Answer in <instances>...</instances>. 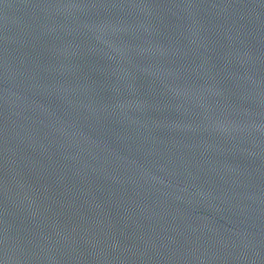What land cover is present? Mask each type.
Masks as SVG:
<instances>
[{
	"label": "water",
	"instance_id": "obj_1",
	"mask_svg": "<svg viewBox=\"0 0 264 264\" xmlns=\"http://www.w3.org/2000/svg\"><path fill=\"white\" fill-rule=\"evenodd\" d=\"M0 264H264V0H0Z\"/></svg>",
	"mask_w": 264,
	"mask_h": 264
}]
</instances>
